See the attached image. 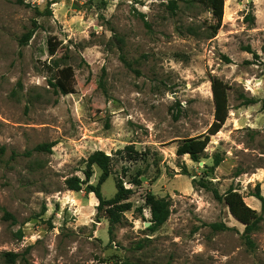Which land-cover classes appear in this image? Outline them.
Returning a JSON list of instances; mask_svg holds the SVG:
<instances>
[{
  "label": "rangeland",
  "instance_id": "1",
  "mask_svg": "<svg viewBox=\"0 0 264 264\" xmlns=\"http://www.w3.org/2000/svg\"><path fill=\"white\" fill-rule=\"evenodd\" d=\"M224 1L210 39L212 14L184 2L172 15L169 0H0V264L5 252L24 256L16 264H264V207L252 196L264 198V0ZM65 68L69 95L51 85ZM215 77L231 87L229 117L200 162L179 157L214 121ZM45 143L51 152L34 151ZM97 151L112 159L104 198L119 181L132 190L113 237L94 194L65 184L90 168L97 185ZM217 156L209 177L221 201L193 186ZM235 194L262 216L253 247ZM148 195L171 204L155 233Z\"/></svg>",
  "mask_w": 264,
  "mask_h": 264
},
{
  "label": "trees",
  "instance_id": "2",
  "mask_svg": "<svg viewBox=\"0 0 264 264\" xmlns=\"http://www.w3.org/2000/svg\"><path fill=\"white\" fill-rule=\"evenodd\" d=\"M184 2L191 5H199L203 7L206 11L212 14L215 23L208 27L209 37L214 38L222 27L223 17H224V0H169L166 7L170 14L176 15L179 11V3ZM37 24L35 23L34 28L27 32L21 39V45L26 46L33 38ZM52 51V50H51ZM74 72L72 68H65L61 72H58L55 76L54 81H51V85L57 92L61 95H69L74 93L72 86ZM211 90L213 94L214 101V121L209 127L207 132L198 137L189 138L183 140L177 149V155L183 157L188 155L194 162H200L202 158L205 157L206 149L211 141L212 136H216L225 125L230 112L229 104V92L231 87L219 78H213L211 80ZM242 106H251L258 103L255 98H247L243 96ZM55 144H40L34 151L35 152H51ZM111 157L102 151H97L93 153L90 158V166L96 165L101 170V175L99 177L97 185L90 184V179L93 175L90 168L86 172V180H81L79 178H69L66 180L65 184L68 190L74 192L84 191L86 194H94L95 198L98 200L99 204L97 210L99 213L105 211L109 221V235L114 236L115 229L123 224L125 220L124 214L133 209V204L128 202L132 190L126 189L123 182L119 181L117 183V193L112 199H105L102 194V186L109 179L112 174L111 170ZM221 163V158L217 156L215 158V165L210 168L207 175L200 179L199 181L193 180L194 188H200L212 192L215 199L218 201L222 200V196L219 194L216 188L213 186V182L210 180L209 173L214 171L215 167H218ZM136 183H140L137 180ZM255 198L262 202L264 207V198L260 191L257 190L253 194ZM232 212L233 214L241 220L245 225V238L246 242L250 247H253V242L251 240V235L258 230L259 225L262 221V216L258 214L256 210L243 206L239 199H237L236 194L232 196ZM147 205L151 208L152 218L150 220L149 230L152 233L157 232L163 225L167 223L171 215V204L166 198H157L153 195H148L146 197ZM5 220H11L15 222V218L8 212H5ZM209 227L215 231H226L229 228L222 223H213ZM21 235V234H20ZM2 259L4 264H16L20 259H24V256L15 252H5L2 254Z\"/></svg>",
  "mask_w": 264,
  "mask_h": 264
},
{
  "label": "water",
  "instance_id": "3",
  "mask_svg": "<svg viewBox=\"0 0 264 264\" xmlns=\"http://www.w3.org/2000/svg\"><path fill=\"white\" fill-rule=\"evenodd\" d=\"M148 225H151V223H150V224H148Z\"/></svg>",
  "mask_w": 264,
  "mask_h": 264
}]
</instances>
